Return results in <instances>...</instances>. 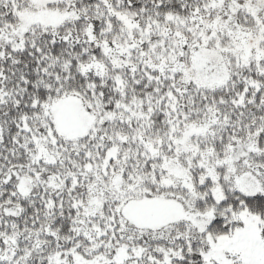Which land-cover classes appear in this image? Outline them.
<instances>
[{
	"label": "snow or ice",
	"instance_id": "6c2138e0",
	"mask_svg": "<svg viewBox=\"0 0 264 264\" xmlns=\"http://www.w3.org/2000/svg\"><path fill=\"white\" fill-rule=\"evenodd\" d=\"M0 264H264V0H0Z\"/></svg>",
	"mask_w": 264,
	"mask_h": 264
}]
</instances>
